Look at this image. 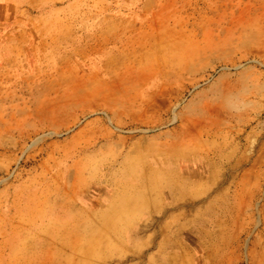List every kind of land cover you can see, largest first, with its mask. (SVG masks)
Instances as JSON below:
<instances>
[{"label":"rangeland","instance_id":"obj_1","mask_svg":"<svg viewBox=\"0 0 264 264\" xmlns=\"http://www.w3.org/2000/svg\"><path fill=\"white\" fill-rule=\"evenodd\" d=\"M183 1L0 0V264H261L264 0Z\"/></svg>","mask_w":264,"mask_h":264},{"label":"bare ground","instance_id":"obj_2","mask_svg":"<svg viewBox=\"0 0 264 264\" xmlns=\"http://www.w3.org/2000/svg\"><path fill=\"white\" fill-rule=\"evenodd\" d=\"M199 1L200 0H188L187 2L183 1V6H191L193 9H195V8H197L198 5H200L199 3H202V2H199ZM206 4H207L206 2H203V6L204 7L205 6L208 7V5H206ZM175 23L178 24L179 21H176ZM119 41H120L121 49L118 50V52L125 53L128 50H130V54H132V56L134 58V60H131L130 61L128 59L127 61L123 62L122 64L124 66H127L130 63L133 67H136L137 64H138L137 61H136L138 59V56L137 55L141 52V50L139 49L140 46L139 45H135V42H130L128 40V38L120 39ZM159 47H160V44L158 46L155 45L153 47V49L155 50V53H156L157 49H159ZM100 52H102V51H100ZM162 58H163V60H162ZM138 62L140 64L139 66H142L145 69L144 71H142V70L136 71V73H138V74H136V76L138 78H143V77L146 78L148 75L149 76H152L153 72H155V69L157 67H160L161 66L160 64H165V66H167V67L169 65L168 61H165V57H160V58L159 57H156L155 58V54H153L152 56H150L146 61H138ZM103 64H104V62H103ZM108 76L110 78H112L111 75H108ZM213 239H215V237ZM162 264H170V263L167 262L166 260H164ZM211 264H214L213 260L211 261ZM261 264H264V259H263V261H261Z\"/></svg>","mask_w":264,"mask_h":264}]
</instances>
